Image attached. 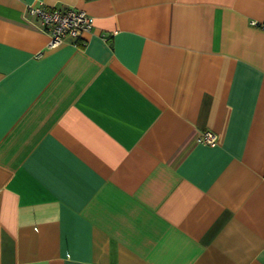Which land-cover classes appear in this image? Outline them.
I'll list each match as a JSON object with an SVG mask.
<instances>
[{"label": "crops", "instance_id": "crops-1", "mask_svg": "<svg viewBox=\"0 0 264 264\" xmlns=\"http://www.w3.org/2000/svg\"><path fill=\"white\" fill-rule=\"evenodd\" d=\"M39 1L93 16L86 44L51 46ZM263 25L264 0H0V264H264Z\"/></svg>", "mask_w": 264, "mask_h": 264}, {"label": "built area", "instance_id": "built-area-1", "mask_svg": "<svg viewBox=\"0 0 264 264\" xmlns=\"http://www.w3.org/2000/svg\"><path fill=\"white\" fill-rule=\"evenodd\" d=\"M25 13L27 16L35 18L41 27L50 34L51 46L62 42L78 45V39L81 40L80 45H85L86 40L81 37L92 29L94 20L93 16L84 10L68 5L64 7L48 5L42 1L26 4ZM216 140L217 134L214 131H205L200 137L201 142L210 145H214Z\"/></svg>", "mask_w": 264, "mask_h": 264}]
</instances>
